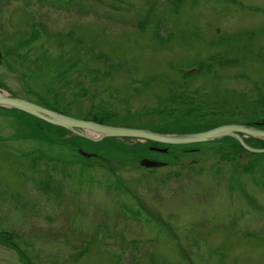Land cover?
I'll return each mask as SVG.
<instances>
[{"label": "rangeland", "instance_id": "1", "mask_svg": "<svg viewBox=\"0 0 264 264\" xmlns=\"http://www.w3.org/2000/svg\"><path fill=\"white\" fill-rule=\"evenodd\" d=\"M0 95L160 133L256 125L264 0H0ZM0 264H264V152L0 107Z\"/></svg>", "mask_w": 264, "mask_h": 264}, {"label": "water", "instance_id": "2", "mask_svg": "<svg viewBox=\"0 0 264 264\" xmlns=\"http://www.w3.org/2000/svg\"><path fill=\"white\" fill-rule=\"evenodd\" d=\"M0 107H9L19 109L24 112H28L31 115L41 118L48 123L64 127L72 132L77 133L83 138H89L91 140L105 139L107 137H133L138 139L154 140L160 143L168 144H186L197 142H209L211 140H217L225 136L235 137L241 144L244 145L251 152H264V148L252 147L249 145L245 136H255L264 138V129L257 125H264V121L255 123L256 125L245 123H233L220 124L219 126L209 128L204 131L186 132V133H160L151 131L147 128H136L126 126H114L110 124H103L98 121H92L87 119H81L75 116H69L63 112H58L54 109H49L46 106L37 104L29 99H24L19 96L0 95ZM156 150L166 151V148L160 149L154 147ZM87 154V152H83ZM141 166L153 168L159 166H165L166 161H160L150 158H142L140 162Z\"/></svg>", "mask_w": 264, "mask_h": 264}, {"label": "flooded vegetation", "instance_id": "3", "mask_svg": "<svg viewBox=\"0 0 264 264\" xmlns=\"http://www.w3.org/2000/svg\"><path fill=\"white\" fill-rule=\"evenodd\" d=\"M45 121V120H44ZM47 122V121H46ZM48 123V122H47ZM154 147H156V146H152V149H155ZM162 149V148H161ZM156 150V149H155ZM161 151V150H160ZM166 151H167V149H166Z\"/></svg>", "mask_w": 264, "mask_h": 264}, {"label": "trees", "instance_id": "4", "mask_svg": "<svg viewBox=\"0 0 264 264\" xmlns=\"http://www.w3.org/2000/svg\"><path fill=\"white\" fill-rule=\"evenodd\" d=\"M264 121V120H263Z\"/></svg>", "mask_w": 264, "mask_h": 264}]
</instances>
